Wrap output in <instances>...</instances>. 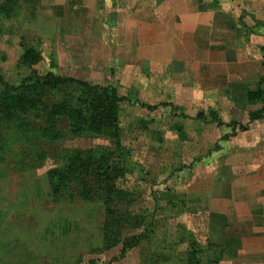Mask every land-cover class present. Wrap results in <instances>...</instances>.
Wrapping results in <instances>:
<instances>
[{
    "label": "rangeland",
    "instance_id": "1",
    "mask_svg": "<svg viewBox=\"0 0 264 264\" xmlns=\"http://www.w3.org/2000/svg\"><path fill=\"white\" fill-rule=\"evenodd\" d=\"M229 1L238 0H210V4L225 6L223 2ZM0 16L5 26L0 34V74L5 79L19 82L31 72L19 62L25 38L42 50L43 59L32 67L40 75L53 71L112 84L130 98L120 104L121 150L113 161L118 170L124 162L131 168L108 176L93 175L96 166L91 162L90 167L78 166L87 158L86 150L115 149L114 141L96 134L49 139L28 128L29 121L40 125L43 118L0 107V264H177V258L187 257L190 234L182 241L183 227L206 240L205 205L194 189L200 188V180L194 178L204 168L216 169L212 166L222 161L218 142L226 138L225 129L230 133L240 128L242 108L231 106L213 89L201 90L197 76L183 60L160 65L124 54L108 67L99 62L95 68L91 61L65 56L59 62L55 51L58 64L53 65L51 41L42 40L35 30L37 13L32 19L19 8L10 18ZM245 17L240 15L246 27L244 40L257 27L254 22L246 25ZM137 99L158 107L146 108ZM199 110H216L224 124L210 121V116L196 118ZM61 119L64 128L68 122L64 116ZM76 150L81 159L70 165L64 156ZM100 158L105 160L97 152L93 161ZM55 169L69 178L68 189L57 182L51 186ZM127 195L136 199L128 208L138 213L137 221L143 226L154 222V226L151 239L120 256L122 240L143 230L123 221L129 216L121 204ZM114 240L120 242L112 245ZM159 253L174 259L165 261ZM206 254L200 255L202 263L208 260Z\"/></svg>",
    "mask_w": 264,
    "mask_h": 264
},
{
    "label": "crops",
    "instance_id": "2",
    "mask_svg": "<svg viewBox=\"0 0 264 264\" xmlns=\"http://www.w3.org/2000/svg\"><path fill=\"white\" fill-rule=\"evenodd\" d=\"M21 2L28 17L38 14L35 30L51 41L59 62L65 56L108 67L124 54L160 65L183 60L201 90L242 108L246 121L242 116L240 128L218 142L224 158L194 175L200 180L194 189L205 205V237L223 249L215 264H264V117L249 114L264 103L247 98L249 90L264 88V0ZM241 14L246 25L257 24L250 39L244 40Z\"/></svg>",
    "mask_w": 264,
    "mask_h": 264
},
{
    "label": "trees",
    "instance_id": "3",
    "mask_svg": "<svg viewBox=\"0 0 264 264\" xmlns=\"http://www.w3.org/2000/svg\"><path fill=\"white\" fill-rule=\"evenodd\" d=\"M19 8H22L21 0H1L0 2V13L7 18L12 17ZM4 30L5 26L0 16V34ZM21 46L22 51L19 62L24 67L31 68V72L19 82L9 81L0 74V107L9 112H30L43 118V123L40 125L36 122L30 124L29 121L28 128L34 130V132L43 134V136L49 139L55 140L60 137H66L68 134L75 136L96 134V136H106L114 141L115 149L90 148L86 150V153H88L87 158H84L78 166L90 167L89 164L91 162L92 165L96 166L92 170L93 175L102 174L108 176L113 172L119 173L121 170L126 171L131 169L130 163L124 162L120 167L121 169L118 170L114 167L113 161L116 152L121 150L120 130L117 123L120 104L125 100H130V98L126 95L119 94L117 87L112 84L101 85L99 83H91L86 79L72 75L57 74L53 71L40 75L32 67L43 59L41 48L29 43L25 38L22 39ZM51 57L54 60L52 64L57 65L55 51L51 53ZM263 96L264 88L261 85L257 90H249L247 93L249 100H262ZM136 101L149 109L158 107L157 104L150 105L143 101H138V99ZM249 114L251 119L263 118L264 106L259 110L251 111ZM63 116L68 122L64 128L61 125V117ZM208 116L211 117L210 121L224 124V121H222L216 110H211L208 113L204 110H199L196 114V118L200 120H207ZM229 125L232 126L233 124ZM233 133H228L226 137L233 135ZM97 152H100L105 160L100 158L103 161H93ZM80 154V150H76L70 155L66 153L64 159L70 165H75L81 159ZM54 182L63 184L65 189L69 188L67 185L69 178L61 175L59 169H55L51 174L50 184L52 187ZM59 186L54 188L55 191H57ZM87 193L89 192H86V195ZM135 201V198L128 197L121 204L129 213V216L124 217L123 221L127 226L137 228L143 226L140 221H137L139 215L137 212L134 213L135 211L131 212L132 210L128 208ZM153 226L154 222L152 224L147 223V225L145 223L140 233L124 238L122 240L120 256H124L126 252L139 245L143 240L151 239L150 228ZM187 234H190L187 257H180L175 261L182 264L218 263L223 255V249L221 247L210 243L209 239L203 241L201 235L192 233L186 227H183L180 234L182 235V241L186 239ZM201 241L205 245L201 244ZM119 242V240H114L112 245H116ZM202 254H206V257L209 256L208 260L206 258L203 263L200 258ZM158 256H161L165 261L173 258V255L167 256L164 253H159Z\"/></svg>",
    "mask_w": 264,
    "mask_h": 264
}]
</instances>
